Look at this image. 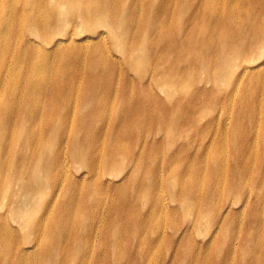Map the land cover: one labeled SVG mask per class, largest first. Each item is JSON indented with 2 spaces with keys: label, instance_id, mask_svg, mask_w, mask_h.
<instances>
[{
  "label": "bare ground",
  "instance_id": "bare-ground-1",
  "mask_svg": "<svg viewBox=\"0 0 264 264\" xmlns=\"http://www.w3.org/2000/svg\"><path fill=\"white\" fill-rule=\"evenodd\" d=\"M9 1L0 0V27L10 31L20 19L29 32L19 31L25 50L13 79L6 74L16 34L4 45L11 56L0 59V133L8 134L0 185L17 186L4 212L0 200V215L23 220L30 242L22 252L36 251L47 234L57 251L70 239L79 247L104 226L144 247L162 233L180 245L167 259L181 254L183 264L204 254L206 264H264V16L259 26L254 0H169V12L180 10L177 28L113 0ZM243 34L244 58L217 53ZM37 53L41 62L29 66L25 57ZM138 94L157 106L138 110ZM219 237L225 249L211 256Z\"/></svg>",
  "mask_w": 264,
  "mask_h": 264
},
{
  "label": "rangeland",
  "instance_id": "rangeland-1",
  "mask_svg": "<svg viewBox=\"0 0 264 264\" xmlns=\"http://www.w3.org/2000/svg\"><path fill=\"white\" fill-rule=\"evenodd\" d=\"M75 3L77 4L78 2ZM4 4L9 5L10 1L4 0ZM113 4L117 8L125 4L131 10V12L137 11V15L138 13L145 11L146 13H153L158 18H167L170 26H172V23H174L175 28H177V26L180 23V20L177 18V13L179 14L180 10L178 9L177 13L175 11H171V12L168 11L169 0H146L144 6H138V3L136 6H133L127 0H113ZM57 5H59L57 2H53V1L49 2V6L51 7ZM252 9L253 11L259 12L261 17L259 21V26H261L262 17L264 16V0H254ZM39 16H40L39 12H35L33 9L29 10V17L33 18L34 20H37V25L35 29H41V25L40 23H38ZM2 17L3 14L1 13L0 18ZM22 23L20 22V19H15L11 23L12 24L11 27H13V29H11L10 31H9L10 28L9 26L7 27V30L5 29L6 26L0 27V59L2 56L4 57V55L11 56L10 54L9 55L7 54L8 52L5 54L4 45L8 43L10 37L13 34H16L18 37L13 41L11 46L14 47L13 51L15 52V55L12 54L11 58L7 63L8 72L6 75L9 76L8 78L11 79H13L16 76L13 74H15L18 68L17 65L18 63L15 60V57H18L22 53L21 50L24 49V45L22 42V35L19 39V35H20L19 31L22 30L23 33L29 32L28 31L29 27H26L25 23L22 25ZM132 25L137 26L138 31L141 29L138 20H133ZM156 25H157L156 32L159 33L161 27L157 23ZM76 28H80V23H77ZM25 36L27 37V35ZM138 38H141L139 32H138ZM248 44H249L248 38L246 37L245 34L237 35L236 38L233 40L232 45H228V50L226 52L225 49L222 48L217 53L218 54L222 53V56H224L223 59H225L228 53H230V57L228 59H232L233 61L240 60L246 56V49L248 47ZM26 52L28 54L29 51L26 50ZM251 52L248 55H250ZM85 53L86 50L82 51V55L84 56V59H83V65L80 67V70L83 73L87 71L89 65L88 63L90 61V56H91L90 54L85 56ZM25 58L33 59V61H30L28 63L29 66H31L33 62L34 63L41 62V55L39 53L32 56H27ZM29 70L30 68L26 67L25 72ZM43 70H45V68H43ZM53 73H54L53 69L44 72L45 79L50 80V78L53 76ZM68 74L69 72H66L65 75ZM145 76H148L147 71H144L141 75H138V78ZM153 91L160 93L159 88H157L156 86H154ZM139 95L140 94H138V97L141 99V106L138 108V110L141 109L142 107L150 108L157 106V102L151 103L154 100L153 98L149 96L140 97ZM163 98H164L163 100L164 103L166 101V97ZM109 107L106 110L107 115H109ZM7 137L8 134H5L3 136V134L0 133V145L2 146L7 145L8 143ZM105 139H106V131L103 130L101 134L96 136L97 142L95 143V147L100 148L105 142ZM124 139L126 138L120 139L119 142L121 143L125 142ZM127 142L132 143V139H129ZM26 149L30 153H32L35 150L33 147H28ZM20 153L22 154V151H20ZM1 166L2 169L6 171V163H2ZM22 166L23 164L21 163L20 168ZM7 178L8 176L6 175V173H4L3 177L0 179V182L1 180H6ZM14 188H16L17 190V186H13L10 189L6 187H2L0 185V200H1V204H3L4 206V209L2 210L3 212L6 210V206L10 202L9 194L13 192ZM117 195L119 196L120 194L118 193ZM202 203L206 204V201H203ZM211 203L214 206L217 205L216 200H211ZM249 213L250 212H247L245 219L247 218V216L249 217L250 215ZM0 216L2 217L0 219V247L3 245L4 253L6 255V260L0 257V264H11L13 262V255L14 257L17 258L15 264H183L184 263L181 254L175 257L176 253H173L171 257L172 259L170 258L167 259L166 253L175 248H180V245L178 243L164 241L162 233L159 242H156L157 243L156 246L153 245L150 247H144V246H139V242H143V241L138 240V236L132 238L129 241L127 236L128 232H124L118 237L112 238L113 231L112 230L109 231L107 229L103 230L104 226L102 227L100 225H96V227L99 228L102 227V229L97 231L98 228H96V231L92 234L89 240L83 237V239L79 241V247H74L72 240L70 239L69 241L63 243L62 248L58 249V251L60 252H58L55 247L49 245L55 243L56 241L50 240V235L47 234L44 237L45 244H42L33 253H27V252L24 253L22 252L23 244L30 241L25 239L24 230L20 231V228H23L24 226L23 220L19 217L14 220H10L5 215H0ZM186 220L191 221V218L187 217ZM245 230H246V226L244 227V231ZM12 238H15V240L12 241L11 240ZM225 241L226 240L224 237H219V239L217 240V247L210 249L212 250L211 256L215 255L217 249L219 248L225 249ZM20 250H21V257L18 256V251ZM11 251L12 253L9 255ZM256 251L260 252V248H257ZM140 252L143 254V258L141 257ZM8 255L9 257H7ZM197 258L198 257L196 255L194 257L193 264H206L205 254L201 259H197ZM255 260H256L255 258H253V260L251 259V261H249L248 264H253ZM215 263L216 262L213 260L208 264H215Z\"/></svg>",
  "mask_w": 264,
  "mask_h": 264
}]
</instances>
